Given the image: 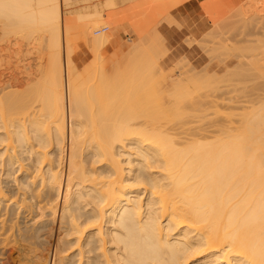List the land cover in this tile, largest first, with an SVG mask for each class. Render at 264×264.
I'll return each mask as SVG.
<instances>
[{
    "label": "bare ground",
    "instance_id": "obj_1",
    "mask_svg": "<svg viewBox=\"0 0 264 264\" xmlns=\"http://www.w3.org/2000/svg\"><path fill=\"white\" fill-rule=\"evenodd\" d=\"M93 2V11H79L75 14L76 19H88L86 22H79L78 27L84 28L82 34L80 32L83 29H77L81 36L84 34V38L80 37L87 43L85 46L96 55L107 44L109 36L108 32L101 33L98 35L99 41H94V45L91 43L93 36L91 41L88 40L91 37L89 33L92 32L89 30L86 34L88 30L85 32V29L97 26L98 29V24L102 23L99 20L103 16ZM68 3L69 0H0L1 21L5 23V18L7 21L11 19L17 25H22L21 28L38 27L41 33L42 29L45 30L50 34L49 42H52L47 47L53 45L55 48L54 52L50 49V54L45 46L48 49L46 68L42 66L45 69L42 70L41 66L38 68L39 65L35 68L32 63L23 61L19 77L10 75L15 77L8 79L16 84L17 90L20 89L18 93L11 87L10 80L3 79L0 75V264H10L9 259L13 258L5 256L7 249L16 253V264H264V111L260 112L254 106L249 107L256 108L257 112L253 111L252 114L248 109L246 113L243 112L244 109L240 110L249 117L240 114L242 123H235V128L226 126V123L223 126L218 120L212 121L215 124L211 122V125L204 121L203 124L197 123L192 116L198 114L192 110L200 113L203 111V116L199 115L203 120L207 112H218L222 107L218 105L222 104L223 94L219 92L220 88L212 87L213 90L219 89L217 93L220 94L217 96L221 95L222 99H217L216 102V98L210 95L214 100L211 101L206 94L208 87L218 85L216 76V83H213L210 76H207L208 72L204 74L207 68L204 72L202 69L201 73L198 72L200 76L193 70L189 73L188 68V71L184 69L187 77L179 75L175 80H165L162 77L158 83L159 88L169 82L175 86L173 90L177 94L171 91L175 96L170 91L167 92L169 98L174 97V113L171 115L165 101L159 100L158 94L154 95L152 82H147L153 80L152 76H156L158 72L162 74L157 65L158 58L155 59L158 55L155 54H161L165 50L163 37L152 30L154 33L151 36L144 32L143 35L140 34V45H132L124 54L122 52L123 59H116L118 65L114 63L115 67L108 68L112 76H108V80L105 81L104 71H99L103 75H100L101 79L97 76L99 80H94L98 84L92 82L95 76L88 75V72L84 73L85 76L80 73L84 76L82 78L70 57L69 52L72 54V50L66 38L74 28L72 20L75 15L74 18L67 16L72 20L67 19L66 15L67 20L62 19L64 15L61 6ZM106 3L108 7L114 6L112 0ZM253 15L248 14L247 18ZM107 19L105 18L106 24L109 23L107 26L114 25L115 20L107 22ZM239 19L236 20L242 25L246 22V19L243 23ZM233 22L231 25L236 24ZM61 39L63 42L66 40V46ZM192 41L197 44L198 40H190ZM104 42L106 44L103 45ZM223 42H213L219 45H214L215 49L211 46L209 49L212 51H209H216ZM240 43L242 42L239 45ZM61 44L69 46V52H66L69 53L68 57L64 52L61 58ZM206 47L207 45L204 48ZM237 48L244 49L245 46ZM164 53L166 52L162 54ZM243 64L244 62L240 66H248ZM257 65L263 71L261 62ZM252 66L255 67V64L250 67ZM250 67L244 69L248 72L250 70L251 74ZM261 68L257 70L260 72ZM232 69L231 72L227 71L233 77L229 74L226 79H234L237 77L235 74L241 72L240 70L234 74ZM255 71L253 69L252 74H257ZM226 72L223 75H228ZM194 76L197 77L192 78ZM251 77L249 75L248 78ZM223 78L224 76L221 79L219 76L216 79L223 84ZM241 79L234 85L237 86ZM254 80L256 79L251 81ZM100 81L104 83L103 87ZM262 81L259 78L257 82ZM142 83L145 93L142 94L143 90H140L142 95H138ZM244 83L238 85L243 86ZM246 83L248 85L249 82ZM256 83L254 82V87L252 84L253 88H257ZM19 85L24 86V91H21L23 87L20 88ZM111 88H114L113 92L117 91L112 94ZM132 89L137 97L141 96L144 100L137 99L135 93V97L131 96L133 91H129ZM203 89L206 92H202ZM224 89L225 87L222 90ZM262 91H255L259 100ZM211 92L212 90L210 94ZM227 93L228 96L229 92ZM128 96L130 99L127 105ZM227 96L225 93V97ZM234 96L232 97L235 99ZM93 99L94 102L91 103ZM131 100H134L131 102L133 105L137 100L144 105L137 107L141 105L137 103L133 111ZM225 102L226 100L223 101V106H226ZM128 106L132 109L129 110ZM199 106H203L202 110ZM225 111L226 114L224 110L223 114L227 115L228 110ZM210 117L208 115L206 118ZM45 120L49 124L47 129L43 127ZM171 121L178 125L173 127ZM166 122L171 123V127L168 125L165 128Z\"/></svg>",
    "mask_w": 264,
    "mask_h": 264
},
{
    "label": "rangeland",
    "instance_id": "obj_2",
    "mask_svg": "<svg viewBox=\"0 0 264 264\" xmlns=\"http://www.w3.org/2000/svg\"><path fill=\"white\" fill-rule=\"evenodd\" d=\"M94 1V2H93ZM106 1H110L111 2V0H87V1H85V0H69V3L67 4V5H62L61 6V10H62V15H64V17L62 16V19L63 18H65V15H66V18L67 19H69V18H71V17H73L74 18V15H75V18H74V20L77 22H75L74 20H72V18H71V20L73 21V23H75V24H73L74 25V28H72V32H70L71 34H69L68 36H66V38H67V40H68V44L70 45V49L72 50V54H71V51L69 52L68 50H69V46H67V47H65L66 46V40H65V42H63V40L61 39V42L62 43H64L65 44V46H64V44H61L62 45V47H60V49L62 50H60L61 52V58H63V54H64V52H65V55H66V57H68V55H69V53H70V57H71V59H72V61H73V63H74V65H76V70H77V72H78V74H83L84 75V73L86 74V72H88L87 74L88 75H91V76H95L94 78H93V80H92V82H94L95 84H98L99 82L98 81H94V80H99V79H101V76L100 75H102V74H100V72L102 73V71H104V72H106L105 74H104V72H103V74L106 76V78H105V76L103 77V78H105V81L106 80H108L107 78H108V76H111V74L109 73L110 71L108 70V68L110 67V68H113V66L115 67L116 65V63H117V61L119 60V59H123V57L122 56H124V55H122V52H123V54L125 53V51H127L132 45H135V44H137V45H140V44H138V41H140V38H142V37H140V34H142L143 35V33L142 32H144V33H146V35L148 34L149 36H151V35H153V33L155 32V31H157L162 37H163V39H164V43H163V46H165L164 47V51L163 52H166V53H164V54H162L163 52L160 50V49H158V50H160L162 53L160 54V52H156V51H158V50H156L155 52L156 53H158V54H155V56L156 55H158L155 59H157V65H158V67H160L161 68V72H162V74L160 73V72H156L157 73V75L155 76L154 75V77L152 76V78H153V80L151 79L150 80V78H149V80L150 81H148L147 80V82L148 83H150V82H152V86H153V89L155 90V94L154 95H156V94H158L157 96H158V98H159V100H163V101H165V106L168 108V109H170V114L172 113H174V111H173V108H172V106H173V104H174V97H172V96H175L174 94H177V93H175L176 92V90H175V92H174V90H173V87H175V86H172L171 84H170V82L169 83H167L165 86H163L162 88H159V86H158V83L161 81V78L163 77L165 80H169V79H174V78H177V77H179V75L180 76H185V74L187 73L186 71V73H184V69L185 70H187L188 68V72L190 73L192 70L196 73H198V72H200V70L201 71H203L204 69H206L207 68V70H205V73L204 74H206V72H208V75L207 76H210V78H211V81H213V83H216L215 82V80L218 82V85L217 84H213L212 82V84H213V86H211V88L212 87H218V88H220V91L219 92H221V95H222V97H223V99H222V97H220L221 95H219V96H217L218 94H220L219 92L217 93V91L219 90L218 88V90L217 89H215V90H213L214 88H210V87H208V89L211 91L212 90V92H211V94H210V91L208 90L207 92L209 93V95H208V93L206 94L207 95V97L209 98L210 97V99H211V96L210 95H212V97H215L216 98V102H217V99L218 100H221L222 99V104H224L223 103V101H225L226 100V106H223L222 104L221 105H218L219 107L220 106H222L220 109L222 110H218V112L217 111H215V112H210L209 114H208V112H207V116H205V118L203 119V120H201L202 118H200V116H203V111H202V113H200L199 111L198 112H195L194 110H192L194 113H196V114H198V116H196L195 114V116H192V113H191V116L194 118H196V119H198L197 117H199V119L198 120H196L195 119V121L197 122V123H201L202 122V124H203V121H204V123H206V124H209V125H211V124H215V120H218V123H221V124H223V126H225L224 124L226 123V126H231V127H236V126H234L235 125V123H237L238 125L240 124V123H242V117H240L241 115L240 114H242L243 112L244 113H246L247 112V110L246 109H248V110H250L249 111V113L250 114H252L253 113V111H255V112H257L255 109L256 108H259V109H257V110H261L260 112H263L264 111V100L262 99V98H264V97H262V96H264L263 94H264V91H262V89H264V84H262V83H264L263 81H264V78H263V73H264V68H263V71H262V68H261V70H260V72L257 70V68L258 69H260L259 67H258V62H259V64H260V62H261V65H262V67H264L263 66V64H264V60H262V59H264V0H200V3H199V6H200V8L202 9V11H203V13H204V15L206 16V18L208 19V21H209V25H208V28H207V30L205 31V32H203L202 34H201V36L200 37H198V38H195L193 35H191V34H189V33H187V34H183L182 35V37H180V38H176V37H171V35L170 34H166L164 31H163V27H162V24L164 23L165 25H167V26H175L176 27V29H182V28H186V30L187 29H189L190 28V26L189 25H187L188 24V21H186L187 23H185V24H183V23H179V22H177L172 16H171V12H172V10L175 8V7H177V6H179L180 4H182V3H184V2H186V1H188V0H182V1H180V0H146V2H145V0H112V3L114 4V6L113 5H110L109 7L107 6V3H106ZM136 1V2H135ZM141 1V2H140ZM149 1H151V2H149ZM176 2L175 4L173 3V2ZM252 1V2H251ZM92 2L96 5V7H97V9L102 13L101 15H106V16H104V18H103V16L101 17V20H99V21H101L102 23H99L98 25H99V28L97 29V27H95L94 29H93V27L92 28H90L91 26L89 25V28L90 29H87L86 27V29H85V32H87V30H88V32L86 33V34H88L89 33V30H90V32H92V33H89L90 35H91V37H88L89 39V41H91V38H92V36H93V38H92V40H93V42L91 41V43H92V45H94L95 43H94V41H97L98 40V35H100L101 33H106V32H108V36H109V39H107L106 41H107V44L104 42L103 43V45L104 44H106L104 47H103V49H102V51H100L99 53L97 52L96 53V55H95V53H93L92 51H90V49L88 48V47H86L87 46V43H85L84 42V39H82V38H84V34H83V36H81V34L84 32V28L82 27V26H80V28L78 27L79 26V24L81 23V21L83 20V22L85 21H88V19L87 20H84V19H80V18H78L77 17V19H76V16H77V14H75L76 12L78 13L79 11L81 12H90V11H93V9H92ZM178 2V3H177ZM242 2H243V4H242ZM262 5V6H260V4ZM136 3V4H135ZM206 3V4H205ZM257 3V4H256ZM143 4V5H142ZM259 4V5H258ZM94 5V6H95ZM205 5V6H204ZM206 5H207V7H206ZM238 5V6H237ZM86 6V7H85ZM106 6H107V8H106ZM116 6V7H115ZM133 6V7H132ZM137 6V7H136ZM254 6H256V7H254ZM105 7V8H104ZM111 7V8H110ZM237 7V8H236ZM101 8V9H100ZM204 8H205V10H204ZM247 8V9H246ZM249 8V9H248ZM115 9V10H114ZM122 9V10H121ZM123 10H124V12H123ZM246 10H247V12H246ZM103 11V12H102ZM105 11V12H104ZM119 11V12H118ZM122 11V12H121ZM133 11V12H132ZM234 11V12H233ZM243 11V13L241 14V12ZM113 12H115V13H113ZM238 14H240V15H238ZM254 12V13H253ZM103 13H106V14H103ZM112 15H111V14ZM160 14V15H159ZM226 14V15H225ZM250 15V14H254L253 16H249V19L247 18L248 16L247 15ZM71 16V17H67V16ZM73 15V16H72ZM108 15V16H107ZM141 15V16H140ZM168 15V16H167ZM233 15V16H232ZM234 15H236L235 17H234ZM245 15V16H244ZM158 16V17H157ZM165 16H166V18H165ZM212 16V17H211ZM238 16V17H237ZM242 16H244V17H242ZM109 17V19H107ZM130 17V18H129ZM170 17H171V20H170ZM222 17V18H221ZM228 17V18H227ZM233 19H231V18ZM244 18L243 20H241V18ZM65 18V19H66ZM105 18L107 19V22L108 21H110V20H115L114 21V25H111L110 27L109 26H107V24H109V23H107L106 24V20H105ZM111 18V19H110ZM118 18V19H117ZM226 18V19H225ZM240 18V19H239ZM247 18V19H246ZM66 19V20H67ZM80 19V20H79ZM96 19L98 20V18L96 17ZM104 19V20H103ZM173 19V20H172ZM224 19V20H223ZM228 19V20H227ZM231 19V24H232V22L233 23H236V24H233V25H231L230 23H229V20ZM236 19H239V21H242V23L244 22V20L246 21V22H244L243 23V25L241 24V22H238ZM1 20H3V18L2 19H0V57H1V60H0V68L2 69H0V75H1V77L3 78V79H8V78H10V77H12V76H15V77H19V75H20V71L22 70V64H24V63H22L23 61L25 62H30V63H32V65H35L34 67L35 68H37V66L39 65V67L38 68H40V66H41V68H42V66H45V68H46V60L45 59H47L48 57H47V50L49 49H51L52 51H53V45L52 46H50V47H52V48H50V47H47V45H50V44H52V42H49V40H50V34H48L49 32H47V31H45V30H43L42 29V33H41V30L38 28V27H33V28H29V29H26L25 28V26H23L24 28H21L22 27V25H17V23L14 21V20H9L8 19V21L6 20V18H5V23L3 22V21H1ZM66 20L64 21V22H66ZM70 20V19H69ZM103 20V21H102ZM165 20V21H164ZM167 20V21H166ZM187 20V19H186ZM215 20H216V22H215ZM219 22H218V21ZM156 21L158 22V23H156ZM169 21H170V24H169ZM172 21V22H171ZM222 21V22H221ZM223 21H224V24H222L223 23ZM235 21H237V22H235ZM248 21V22H247ZM4 23V24H2V23ZM6 22H9V23H6ZM70 22V21H69ZM80 22V23H79ZM130 22V23H129ZM176 22V23H175ZM214 22V23H213ZM66 23H68V22H66ZM64 24L63 23V25H67L68 26V24ZM157 25H156V24ZM173 23V24H172ZM226 23V24H225ZM11 24V25H10ZM71 24V23H70ZM101 24V25H100ZM104 24H106V25H103ZM143 24V25H142ZM217 24V25H216ZM238 24H240V25H238ZM6 25V26H5ZM15 26V28H13V26ZM62 25V24H61ZM177 25H179L178 27H177ZM228 25V26H227ZM5 26V27H4ZM9 26V27H8ZM10 26H12V28L10 27ZM19 28H18V27ZM72 26V25H71ZM156 26V27H155ZM223 26V27H222ZM226 26V27H225ZM230 26V27H229ZM233 26V27H232ZM263 26V27H262ZM8 27V28H7ZM32 27V26H31ZM63 27V26H62ZM66 27V26H65ZM64 27V28H65ZM88 27V26H87ZM102 27H106L107 29L105 30V31H101V32H99V33H95V31L96 30H99V29H101ZM154 27H155V30H154ZM216 27V28H215ZM219 27V28H218ZM2 28H4V29H2ZM9 28H11V29H9ZM28 28V27H27ZM36 28H38V29H36ZM83 29L82 30V32H80V30L78 31V29ZM153 28V29H152ZM222 28H224V29H222ZM150 29V30H149ZM233 29V30H232ZM36 30H38V31H36ZM154 31L153 33H152V31ZM213 30V31H212ZM236 32H235V31ZM31 31H32V33H31ZM36 33H35V32ZM148 31H149V33H148ZM218 31V32H217ZM230 31V32H229ZM40 32V33H39ZM79 32L81 33V34H79ZM208 32V33H207ZM211 32H214V33H211ZM222 34H221V33ZM223 32H225V33H223ZM229 32V33H228ZM35 33V34H34ZM209 33H211V36H210V34ZM238 33H240V34H238ZM86 34H85V39H87V37H86ZM93 34V35H92ZM209 34V35H208ZM214 34V35H213ZM220 34V35H219ZM30 35V36H29ZM40 35H41V38H40ZM89 35V36H90ZM106 35V37H107V34H105ZM204 35V36H203ZM227 35V36H226ZM22 36H24V37H22ZM79 36V37H78ZM82 38H81V37ZM88 36V35H87ZM95 36H97L96 38V40H95ZM207 36L209 37V38H207ZM220 38H219V37ZM241 38H240V37ZM104 37V36H103ZM186 37H187V39L189 40H198L197 41V44H198V42H199V44L197 45V44H195L193 41V45H192V42H190V40L188 41L187 39H186ZM190 37V38H189ZM207 39H206V38ZM227 37V38H226ZM23 38L25 39V40H23ZM38 38V39H37ZM61 38H62V36H61ZM70 40H69V39ZM108 38V37H107ZM148 38V37H147ZM199 38H203L202 40L204 41H202L201 39H199ZM211 38V39H210ZM215 38V39H214ZM219 39V41H218V39ZM238 38H240V39H238ZM244 38V39H243ZM31 39V40H30ZM41 39V40H40ZM65 39V38H64ZM186 39V40H185ZM210 39V40H209ZM227 39V40H226ZM88 40H86L88 43H89V41ZM110 40V41H109ZM149 40V39H148ZM148 40H146V41H148ZM215 40V41H214ZM221 40V41H220ZM236 40H237V43H236ZM246 42H245V41ZM48 41V42H47ZM52 41V40H51ZM71 43H70V42ZM99 41V40H98ZM109 41V42H108ZM186 41V42H185ZM203 42V44L202 45H204V46H202L201 45V43ZM217 41V42H216ZM222 41H224L223 43H222V45H220V48L219 47H217V49H216V51L214 50L215 49V46L214 45H219V44H221V42ZM244 41V42H243ZM37 42V43H36ZM39 42V43H38ZM188 42L190 43V44H188ZM201 42V43H200ZM212 42V43H211ZM219 43V44H214V43ZM239 42H242V43H240V45H239ZM50 43V44H49ZM91 43H89L90 45H91ZM143 43V42H142ZM144 43H145V41H144ZM143 43V44H144ZM204 43H206V45H207V47L206 48H204L206 45L204 44ZM208 43H210V44H208ZM235 44V45H233L232 46V44ZM37 44V45H36ZM85 44H86V46H85ZM88 44V45H89ZM97 44H99V42L98 43H96V45ZM142 44V45H143ZM188 44V45H187ZM225 44V45H224ZM237 44L239 45V46H237ZM241 44H243V45H241ZM34 45V46H33ZM72 45V46H71ZM101 45H102V41H101ZM145 45V44H144ZM143 45V46H144ZM159 45V44H158ZM190 45V46H189ZM199 45H201V46H199ZM224 45V46H223ZM251 45V46H250ZM263 45V46H262ZM42 46V47H41ZM48 48H46V47ZM211 46H212V48H213V46H214V51L213 52H210V51H212L211 49H209V48H211ZM223 46V47H222ZM226 46V47H225ZM244 47L245 46V48H246V51L243 49V48H237V47ZM247 46H248V49H247ZM28 47V48H27ZM37 47V49L35 50V48ZM222 47V48H221ZM225 47V48H224ZM227 47H229V49H226ZM40 48V49H39ZM67 48H68V50H67ZM141 48V47H140ZM234 48V49H233ZM237 48V49H236ZM251 48V49H250ZM256 48V49H255ZM27 49H28V51H27ZM32 49H34V50H32ZM65 49V50H64ZM127 49V50H126ZM220 49H222V50H220ZM232 49V50H231ZM250 49V50H249ZM44 50H45V52H44ZM51 50H50V52H51ZM54 50H55V48H54ZM206 50V51H205ZM210 50V51H209ZM224 50H225V52H224ZM230 50V51H229ZM252 50V51H251ZM26 53H25V52ZM69 52V53H66V52ZM140 51V50H139ZM209 51V52H208ZM221 51V52H220ZM232 51V52H231ZM237 51V52H236ZM36 52V53H35ZM37 52H38V54H37ZM54 52V51H53ZM149 52V51H148ZM147 52V53H148ZM153 52V51H152ZM154 52V53H155ZM215 52L217 53V54H215ZM227 52V53H226ZM230 52V53H229ZM236 52V53H235ZM244 52V53H243ZM10 53V54H9ZM17 53V54H16ZM23 53H25V54H23ZM150 54H151V52H149ZM210 53V54H209ZM212 53H214V54H212ZM219 53V54H218ZM223 53V54H222ZM235 54V57H234V54ZM237 53H238V56H236L237 55ZM247 53V54H246ZM42 54V55H41ZM45 54V55H44ZM50 54H52V52L50 53ZM160 54V55H159ZM228 54V55H227ZM232 54H233V56H232ZM240 54V55H239ZM242 54V55H241ZM245 54V55H244ZM23 55V56H22ZM28 55V56H27ZM72 55V56H71ZM121 55V56H120ZM244 55V56H243ZM25 56L27 57V58H25ZM50 56V55H49ZM140 56V55H139ZM138 56V57H139ZM216 56V57H215ZM246 56V57H245ZM14 57V58H13ZM43 57V58H42ZM121 57V58H120ZM131 57V56H130ZM137 57V58H138ZM154 57V56H153ZM211 57V58H210ZM237 57V58H236ZM244 57V58H243ZM262 57V58H261ZM136 58V57H135ZM136 58V59H137ZM141 58H143V57H141ZM144 58H146V57H144ZM150 58V57H149ZM260 58V59H259ZM14 59V60H13ZM18 59V60H17ZM99 59V60H98ZM116 59H118L117 61H116ZM147 59V58H146ZM210 59V60H209ZM239 59H240V64H242L243 62H244V64H243V66L244 65H246V64H248V66L250 67L251 65H254L255 64V67H257L256 69H255V67L254 66H252V67H254L253 69L254 70H256L254 73H256L257 72V74H252L253 73V69H252V67H250L251 68V74L249 73L250 72V70H249V72H248V70L246 71V69H248V66L246 65V66H244V67H242V66H240V64H239ZM241 59H242V61H241ZM244 59V60H243ZM259 59V60H258ZM93 60V61H92ZM125 60V59H124ZM128 60V59H127ZM141 60V59H140ZM140 60H138L139 62H140ZM262 60V61H261ZM95 61V62H94ZM116 61V62H115ZM131 61V59L129 60V62ZM132 61H134L133 60V58H132ZM144 61V60H143ZM209 61V62H208ZM18 62V63H17ZM120 62L122 63V61L120 60ZM119 62V63H120ZM137 62V61H136ZM187 62V63H186ZM238 62V63H237ZM245 62H247V63H245ZM21 63V64H20ZM94 63V64H93ZM115 63V64H114ZM133 63V62H132ZM132 63H130V64H132ZM140 63H142V62H140ZM182 63V64H181ZM251 63H254V64H251ZM18 64V65H17ZM41 64V65H40ZM90 64H91V67H90ZM104 65V67H102L103 65ZM113 64V65H112ZM177 64L179 65V66H177ZM184 64V65H183ZM237 64V65H236ZM21 65V66H20ZM117 65H118V63H117ZM235 65L236 66H238V67H235ZM2 66V67H1ZM17 66V67H16ZM20 66V67H19ZM130 66V65H129ZM184 66H186V67H184ZM203 66V67H202ZM260 66V65H259ZM16 67V68H15ZM20 69H19V68ZM104 69H102V68ZM178 67H180V69L178 68ZM235 68V70H234V68ZM44 68V67H43ZM43 68H42V70H43ZM44 68V69H45ZM85 68H86V70H85ZM88 68V69H87ZM94 68V69H93ZM99 68V69H98ZM233 68V69H232ZM236 68L238 69V70H236ZM244 68H246V69H244ZM91 69V70H90ZM101 69V70H100ZM191 69V70H190ZM227 69H228V71L230 70V72H231V69H232V71L234 72V74L235 73H237L238 71H240L241 70V72L243 73V74H240L239 72V74H235V75H237V77L235 78L234 77V79L232 78L231 79V77H230V79H226V78H228L229 77V74H230V72H228L227 71ZM242 69H244L245 71H242ZM4 70V71H3ZM94 70V71H93ZM106 70V71H105ZM108 70V71H107ZM6 71V72H5ZM17 71V72H16ZM90 71V72H89ZM100 71V72H99ZM183 71V72H182ZM228 72V75H223V74H225V72ZM236 71V72H235ZM5 72V73H4ZM93 72V73H92ZM193 72V73H194ZM204 72V71H203ZM227 72H226V74H227ZM232 72V73H233ZM249 73V75H250V77L253 75H256V76H258L259 75V77L257 78V77H251L250 79L248 78L249 77V75H248V73ZM17 73V74H16ZM18 73H19V75H18ZM93 75H92V74ZM201 73V72H200ZM247 73V74H246ZM261 75H260V74ZM80 74V75H81ZM108 74V75H107ZM110 74V75H109ZM153 74V73H152ZM184 74V75H183ZM199 74V73H198ZM211 74V75H210ZM10 75H12V76H10ZM18 75V76H17ZM83 75H81V77L83 78L84 76ZM149 75V74H148ZM147 75V76H148ZM187 75V74H186ZM190 75V74H189ZM193 75H197V74H193ZM230 75H232V77H233V74H230ZM241 76L242 77V79L244 80V81H242V79H241V77L239 78V76ZM245 75V76H244ZM246 75H248V77L246 76ZM5 76H7V77H5ZM87 76V75H86ZM90 76V77H91ZM97 76H99L100 78L98 79V77ZM103 76V75H102ZM151 76V75H150ZM197 76H200V74L199 75H197ZM196 76V77H197ZM203 76V74L201 75V77ZM214 76H216V78H218L219 76H220V79L222 78V76H224V78L222 79L223 80V84H220V80L219 79H216L215 78V80H214ZM228 76V77H227ZM15 77H12V79H14ZM112 77V76H111ZM111 77H109L110 78V80H111ZM149 77V76H148ZM169 77H172V78H169ZM185 77H187V76H185ZM190 77V76H189ZM195 76L194 77H192V78H196ZM226 77V78H225ZM245 77H247L246 79H244ZM91 78V79H92ZM147 78V77H146ZM204 78V77H203ZM207 78V77H206ZM209 78V77H208ZM213 78V79H212ZM237 78H238V80H237ZM259 78H260V82H261V80L263 79V81H262V83H260L262 86H260L259 85V83L257 82L258 80H259ZM11 79V78H10ZM10 79H8V80H10ZM11 79V80H12ZM87 79V78H86ZM201 79V78H200ZM225 79H226V81H225ZM239 79H241V82H238V83H242L243 84V82H249L248 83V85H245V83H244V85H245V87H244V85L242 86V84H240V85H238V83H237V86H235L234 84H236V82L237 81H239ZM253 79H256V80H254V82L256 83V85H255V87L257 86V88H253L254 87V82L253 81H251V80H253ZM10 80V82H11V87H13V88H17V86H15L16 84L15 83H12L13 81H11ZM113 80V79H112ZM175 80V79H174ZM202 80V79H201ZM209 80V79H208ZM208 80H205V82L206 81H208ZM229 80V81H228ZM232 80V81H231ZM249 80V81H248ZM102 81H104V80H102ZM102 81H100V84H101V86L103 87V85H104V83L102 84ZM104 81V82H105ZM114 81V80H113ZM210 81V80H209ZM231 81V82H230ZM234 81V82H233ZM250 81L252 82V83H250ZM96 82H98V83H96ZM111 82V81H110ZM144 82H145V80H144ZM154 82V83H153ZM226 84H225V83ZM229 82V83H228ZM107 83H109V81L107 82ZM141 83V82H140ZM210 83V82H209ZM222 83V82H221ZM228 83V84H227ZM246 83V84H247ZM112 84V83H111ZM114 84V83H113ZM143 84V85H142ZM142 84H140L141 86V88L139 89V93L137 92V87H139V84H138V86L137 87H135V89H136V92L138 93V95L139 94H141L140 92V90H143L142 89V86H144V83H142ZM157 84V85H156ZM220 84V85H219ZM233 84V85H232ZM252 84H253V87H252ZM14 85V86H13ZM105 85H106V83H105ZM229 85V86H228ZM230 85H232L231 86V89H230ZM242 86V87H241ZM248 86V87H247ZM251 86V87H250ZM18 87H23L22 89H21V91L24 89V86H18ZM112 87V86H111ZM225 87V89L226 88H228V89H226V91H224V90H222L223 88ZM262 87V88H261ZM12 88V89H13ZM13 89L14 91L15 90H17V89ZM237 88V89H236ZM241 88V90H239ZM261 88V89H260ZM12 89H10V90H12ZM112 89V91H110V92H112V94L113 93H115L116 91H114L113 92V89L114 88H111ZM110 89V90H111ZM176 89V88H175ZM192 89V88H191ZM206 89V88H205ZM232 89H233V91L235 92H232ZM247 89V90H246ZM249 89V90H248ZM254 91H253V90ZM12 90V91H13ZM18 90H20V89H18ZM18 90H17V92L16 93H18ZM134 89H132L131 91H129V92H132ZM144 90H145V88H144ZM144 90L142 91V94H143V92H144ZM173 90V92L172 93H174V94H172L171 93V91ZM222 90V91H221ZM228 90V91H227ZM239 90V91H238ZM257 90H259V92L260 91H262V96H261V98H260V100H262L261 102H260V100L258 99V98H256V95H258V94H256L257 92H255V91H257ZM24 91V90H23ZM170 91V93L172 94V98H169V96L167 95V92H169ZM191 91H193L194 92V90H191ZM203 91H205L204 89L202 90V92ZM240 91L242 92V93H240ZM247 91V92H246ZM20 92V91H19ZM108 92H109V90H108ZM179 92V91H178ZM190 92V91H189ZM196 92V91H195ZM194 92V93H195ZM206 92V91H205ZM227 92H229V98L227 99ZM243 92H245V94L243 93ZM250 92V93H249ZM258 92V93H259ZM133 93H135L134 91L131 93V94H133ZM137 93H135L136 94V98L137 99H139V98H142L141 96L140 97H137ZM145 93V92H144ZM169 93V94H170ZM194 93H192V95L194 94ZM196 93H198V92H196ZM213 93V94H212ZM217 93V94H216ZM225 93H226V96L227 97H225ZM231 93H232V95H231ZM237 93V94H236ZM240 93V96L238 95ZM261 93V92H260ZM259 93V94H260ZM141 94V95H142ZM204 94V93H203ZM215 94V95H214ZM233 94H235V96L233 95ZM243 94V95H242ZM253 94H255V95H253ZM231 95V96H230ZM242 95V96H241ZM261 95V94H260ZM131 96H134V94L133 95H131ZM144 96V95H143ZM232 96H234L235 97V99L232 97ZM243 96H245V97H243ZM252 96V97H251ZM130 96H128L127 98H126V100H127V105L129 104V98ZM135 97V96H134ZM133 97V98H134ZM206 97V96H205ZM220 97V98H219ZM240 99H239V98ZM208 98H206V99H208ZM224 98H226L225 100H224ZM244 98L246 99V100H244ZM255 98V99H254ZM96 99V98H95ZM146 99V98H145ZM203 99V98H202ZM205 99V100H206ZM234 101H233V100ZM237 99V100H236ZM247 99H248V101H247ZM99 100V99H98ZM98 100H95V102H97ZM125 100V99H124ZM135 100V99H134ZM134 100H131L130 101V104H132V105H130V106H132V108H133V106H134V108H133V111L135 110V105L138 103V104H141V105H136L137 107H139V106H142V105H144L143 103H142V101H141V103L140 102H138V100H137V102H135V105H133L134 103H131V102H133ZM141 100V99H140ZM139 100V101H140ZM142 100H144L143 98H142ZM213 100V98L211 99V101ZM207 101H209V100H207ZM214 101V100H213ZM227 101H228V103H227ZM232 101V102H231ZM236 101L240 104H238V103H236ZM250 101V102H249ZM253 101V102H252ZM258 101H259V103H258ZM94 102V99L91 101V103H93ZM205 102V101H204ZM229 102H231V103H229ZM263 102V104L261 105L260 103H262ZM124 103V102H123ZM209 103H211V102H209ZM221 103V101L219 102V104ZM237 104V105H234V104ZM242 103H245V104H242ZM248 103V104H247ZM86 104V103H85ZM95 105H96V103H94ZM93 104V105H94ZM126 104V103H125ZM218 104V103H217ZM241 104H242V106H241ZM250 104V105H249ZM252 104V105H251ZM255 104H257V105H255ZM259 104L262 106H259ZM209 105V104H208ZM212 105V104H211ZM130 106H128L129 107V110H131L132 108L130 107ZM214 106L215 105H213V109L212 110H214ZM217 106V107H218ZM251 106H254V107H256L255 109H250L249 107H251ZM84 107H86L85 105H84ZM127 107V108H128ZM171 107V108H170ZM200 107V106H199ZM208 107V106H207ZM260 107H261V109H260ZM201 108V110H202V108H203V106L202 107H200ZM209 108H210V106H209ZM194 109H195V107H194ZM204 109H208V108H204ZM239 109V110H238ZM243 109H244V111H243ZM263 109V110H262ZM190 110V109H189ZM200 110V109H199ZM200 110V111H201ZM210 110V109H209ZM215 110H217V108H215ZM223 110H224V112H225V114H226V111L225 110H228L227 111V115H224L223 113ZM240 110H242V111H240ZM132 111V112H133ZM186 111H188V110H186ZM211 111V110H210ZM240 111V112H239ZM217 112V113H216ZM220 112H222V114L220 115L219 113ZM252 112V113H251ZM188 113V112H187ZM213 113V114H212ZM249 113H247V114H249ZM171 114V115H172ZM185 114V116L186 115H188L189 117H190V115L189 114H186V113H184ZM184 114H183V116H184ZM201 114V115H200ZM216 114V115H215ZM218 114V115H217ZM200 115V116H199ZM208 115L210 116L211 115V117H210V119L209 118H206V117H208ZM215 115V116H214ZM242 115H245V116H248V115H246V114H242ZM181 116H182V114H181ZM180 116V117H181ZM229 117V118H227V117ZM236 116V117H235ZM238 116V117H237ZM244 116V117H245ZM251 116V115H250ZM172 117V116H171ZM176 118H177V116H175ZM179 117V116H178ZM189 117H186V119H188ZM192 117H190L191 119H193ZM249 117V116H248ZM221 118H222V122H221ZM178 119V118H177ZM180 119V118H179ZM206 119V120H205ZM225 119H228V120H225ZM180 120H182V119H180ZM190 120V119H189ZM194 120V119H193ZM224 120V121H223ZM240 120V121H239ZM183 121V120H182ZM195 121H193L194 123H196ZM200 121V122H199ZM210 121V122H209ZM212 121H215V122H212ZM226 121V122H225ZM232 121V122H231ZM238 121V122H237ZM46 122V124H44L43 125V127H44V129H47L48 127H49V124H47V121L45 120L44 121V123ZM172 122V121H171ZM212 122V123H211ZM49 123V122H48ZM167 123V124H166ZM165 123V128L166 127H168V125L171 127V123L170 124H168L169 122H166ZM179 123V122H178ZM182 123H184V122H182ZM192 123V122H191ZM211 123V124H210ZM217 123V124H218ZM233 123V124H232ZM172 124L174 125V123L172 122ZM188 124H189V121H188ZM230 124H232V125H230ZM236 124V125H237ZM167 125V126H166ZM176 125H178V124H175L173 127H176ZM237 125V126H238ZM207 126V125H206ZM169 127V128H170ZM239 127V126H238ZM8 251L6 252V254H5V256H9V257H11V256H13V258L11 257L10 259H9V261H10V264H16V261H17V259L15 258V252L13 251V250H11V249H7ZM9 253V254H8ZM12 254V255H11ZM14 260V261H13Z\"/></svg>",
    "mask_w": 264,
    "mask_h": 264
},
{
    "label": "crops",
    "instance_id": "obj_3",
    "mask_svg": "<svg viewBox=\"0 0 264 264\" xmlns=\"http://www.w3.org/2000/svg\"><path fill=\"white\" fill-rule=\"evenodd\" d=\"M199 3V0H188L175 7L171 12V16L177 22L185 24L186 21H188L187 25L191 27L190 29H176L175 26H167L163 23V31L166 34H170L171 37L174 36L176 38H180L183 34L187 33L193 35L195 38L200 37V35L207 30L209 21L200 8Z\"/></svg>",
    "mask_w": 264,
    "mask_h": 264
},
{
    "label": "built area",
    "instance_id": "obj_4",
    "mask_svg": "<svg viewBox=\"0 0 264 264\" xmlns=\"http://www.w3.org/2000/svg\"><path fill=\"white\" fill-rule=\"evenodd\" d=\"M106 29H107L106 27H102L101 29L96 30L95 33H99V32H101V31H105Z\"/></svg>",
    "mask_w": 264,
    "mask_h": 264
}]
</instances>
